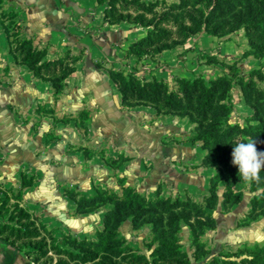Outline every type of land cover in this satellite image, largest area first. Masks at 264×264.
<instances>
[{
    "label": "crops",
    "instance_id": "1",
    "mask_svg": "<svg viewBox=\"0 0 264 264\" xmlns=\"http://www.w3.org/2000/svg\"><path fill=\"white\" fill-rule=\"evenodd\" d=\"M2 6V11L15 14L19 39L45 51L41 62L80 58L57 91L49 77L35 75L28 64L16 61L14 37H8L0 19V199L9 194L12 203L39 216L58 237L94 238L107 206L77 212L73 193L89 197L99 187L118 192L124 181L148 198L159 194L198 201L207 195L217 168L203 165L206 150L201 141L191 139L194 122L180 114L159 113L149 103L123 104L110 68L142 82L175 85L177 78H192L196 72L180 59L184 49L191 50L189 56L208 46L221 47L222 54H238L237 48L226 46L221 37L196 34L156 60L138 59L128 55V47L148 28L105 20L108 1L3 0ZM137 62L148 66L132 68ZM213 70L218 71L207 69ZM251 113L240 98L231 117L241 121ZM218 219L228 223L221 227L223 235L231 234L230 213ZM124 235L134 243L138 239L130 232ZM222 238L217 249L224 245ZM0 264L37 262L16 246L0 244Z\"/></svg>",
    "mask_w": 264,
    "mask_h": 264
},
{
    "label": "trees",
    "instance_id": "2",
    "mask_svg": "<svg viewBox=\"0 0 264 264\" xmlns=\"http://www.w3.org/2000/svg\"><path fill=\"white\" fill-rule=\"evenodd\" d=\"M106 1L108 7L105 9V20L110 23L127 21L148 28L145 36L130 43L128 47V55L138 59L155 57L164 50L183 45L196 34L221 37L241 29L245 32L250 51L264 54V0L234 3L230 0H181L162 10L156 9L157 1L98 0L100 4ZM120 1L132 7H122ZM2 4L3 0H0V19L8 37H14L15 44L11 46V52L16 61L28 64L35 75L49 77L54 88L61 91L65 85L64 79L74 71L80 57L69 55L41 62L45 51L36 49L31 40L19 39L20 26L15 14L2 11ZM110 74L122 94L123 104L132 106L149 103L159 113L180 114L196 123V134L191 139L201 141L206 150L203 165L218 167L217 174L211 180L212 193L206 198L208 206H213L217 200L213 185L222 179L227 184L223 194L224 203L228 206L240 200V192L233 193L230 188L231 183L239 179L238 166L232 163V156L230 161L220 162L217 154L221 153L220 144L234 132L242 136V142L255 140L257 151H264V139L252 125H231L228 122L234 111L232 90L236 85L242 89L244 102L253 108V116L264 120V89L258 87L259 82H264V71L253 69L248 76L239 73L223 74L211 79L209 83L197 76L180 77L177 87H171L165 81L142 82L131 73L125 74L115 69H111ZM232 151L233 148L226 151V154L230 155ZM72 195L77 202L76 211L80 213L112 203V207L105 213L103 228L98 231L97 239H81L64 233L61 244L54 229H49L39 216L19 203H12V197L6 193L0 199V244L18 247L33 257L37 264H194L188 252L179 245L176 232L169 231L166 234V223L159 215L162 212L158 209L155 212V208L158 205L168 211L174 205L188 208L196 210V216L202 214V217H196V222L202 226L208 224L213 227L217 223L211 213L191 199L173 201L157 197L148 200L134 187H125L122 194L98 188L93 196L78 197V193ZM258 202H264V193L253 198V203ZM148 210L154 212L149 214ZM156 215L159 219L154 218ZM128 218H131L134 228L143 221L151 222L158 245H150L149 252L142 253L127 244L125 237L120 235L119 227ZM185 220L189 221L190 215H185ZM189 224L195 247L193 256L200 260L210 251L204 243H199L196 226L193 225L195 223ZM172 238L175 240L170 243ZM198 264H264V260L261 262L255 257H232L223 253L222 258L213 254Z\"/></svg>",
    "mask_w": 264,
    "mask_h": 264
},
{
    "label": "rangeland",
    "instance_id": "3",
    "mask_svg": "<svg viewBox=\"0 0 264 264\" xmlns=\"http://www.w3.org/2000/svg\"><path fill=\"white\" fill-rule=\"evenodd\" d=\"M142 2L151 3L154 1L158 2V5L156 6L157 10H162L165 8H168L172 4L180 3L181 0H140ZM232 3L242 1V0H230ZM119 5L122 7H128L131 8L132 6L124 1H120ZM203 36V35H202ZM207 36V35H204ZM218 37V36H217ZM222 41L226 42L225 45H232L234 48H237L238 54L236 52H229L222 54L221 47L219 48H213L211 46H208V48H204L203 50H195L192 51V53L188 56L186 55L191 50L184 49L180 54V59L183 61H189V64H185L186 69H194L196 72L194 73V77H201L203 80L209 81L211 79H215L220 75L223 74H232V73H239L240 75H246L250 73L253 69H261L264 71V54L255 53L250 51V47L248 45V40L245 36V32L243 29L238 30L236 32L223 35L221 36ZM220 44V42H219ZM212 45V44H210ZM179 47V46H178ZM210 47V48H209ZM177 48V47H176ZM233 53V54H232ZM186 56V58L184 57ZM160 56L159 54L155 57H143L141 59H152L156 60ZM143 65H147L144 63H139L132 65L131 67L134 69H139V67H142ZM131 67H128L130 69ZM110 69H120V68H113ZM207 69H218L217 72H208ZM180 78V77H179ZM166 82V81H165ZM168 83V82H167ZM169 84V83H168ZM171 87H177L178 86V78L176 80L175 85H170ZM258 87L264 89V82H259ZM233 101L234 103L240 98L244 101L242 89L239 85H236L233 90ZM246 104V103H245ZM248 105V104H246ZM252 109V113L245 115V118L241 121L239 119L241 118H233L230 115L229 123L231 125L235 124H241L243 126L245 125H252L254 130L261 133L262 138L264 139V120L258 119L253 116V108L248 105ZM194 125L196 126V123L194 122ZM194 126V130H195ZM196 134V132H195ZM194 134V135H195ZM209 136V134H208ZM242 142V136L238 135L236 132L230 133V135L227 136V140L220 144V152L218 153V160L220 162L222 160H228L231 159V154L227 155L226 151H228L231 148H234L236 143ZM213 166V165H211ZM216 167V166H214ZM215 174L218 172V167ZM214 174V175H215ZM214 175L211 177H214ZM211 180H210V186L208 189V193L202 200H193L189 196H160L158 194L157 197L161 198H170L173 201L177 199L181 200H187L191 199L197 203H200L202 207L206 209L209 213H211L217 220L218 217L224 212V213H230L231 215V225H233L232 233L227 234L224 236L221 230V227L223 225H228L227 221L225 223H221L219 220L216 221L215 226H210L208 224L202 226L197 221V216L202 217V214L195 215L197 212L196 210H190L188 208H179L178 206H172L170 207L169 211L164 210L161 206H157L158 208H155V212L161 210V215L163 217V221L165 224V232L166 234L169 233V231L176 232L177 241L180 243L182 249L187 251L191 260L194 264H198L204 260H208L211 255H216L220 258H222V254H228L232 257H255L256 259L260 260L261 262L264 260V202H258L253 203V198L258 197L264 193V168L261 169L259 176L257 179H254L250 182L243 181L242 179H238L231 183L230 188L231 191L234 192H240V200L237 202H234L232 204H229L228 206L224 203V191L227 187L226 181L224 179L217 182L215 185H213V189L216 191L218 198L213 204V206H208V202L206 201V198L211 195ZM121 191L119 190L116 192L114 188L110 187H99L103 188L109 191H113L116 194H122L123 189L125 187H134L129 184H125L124 181ZM137 191H139L136 187H134ZM98 190V189H97ZM213 190V191H214ZM140 192V191H139ZM144 197H146L148 200H154L155 198H148L147 195L145 196L142 192H140ZM107 206L105 213L107 210H109L112 207V203H107L105 205H102L95 210H100L103 207ZM147 207V206H146ZM94 211V210H93ZM149 214H152L153 210H148ZM173 213L176 215L174 216ZM185 215H190V220H185ZM159 216H155V219H159ZM176 217V219L174 218ZM159 221V220H158ZM104 223V218H103ZM189 223H195L193 225L196 226L197 230V237L199 243H204L206 245V249L210 251L209 254L203 255L200 260H196L193 256V252L195 251V247L192 242V229H190ZM167 224L169 227H167ZM152 223L148 221H143L142 223H138L137 228H134L131 222V218L125 219L121 226L119 227L120 235L124 236L127 240V244L131 245L132 247L138 248L140 252L142 253H148L150 245L152 247H155L158 245V241L156 239V235L153 232ZM157 225H160V223H157ZM220 231L215 232L218 228ZM103 228V227H102ZM101 228V229H102ZM100 229V230H101ZM55 230V229H54ZM124 232H130L134 236H138L137 240L135 241L138 243V246H135L136 243H133L128 241L127 237L124 235ZM44 233V232H43ZM98 233V231H97ZM97 233L94 238H88V239H97ZM56 234V231H55ZM63 235V234H62ZM62 235L58 237L59 242L63 244ZM49 239V236H47ZM222 238L224 245H220L219 249H217V239ZM80 238V237H78ZM84 239V238H81ZM175 240V238H174ZM173 238L171 239L170 243H172ZM50 241V240H49ZM51 242V241H50ZM140 248H147V250L144 252ZM259 263V261H258Z\"/></svg>",
    "mask_w": 264,
    "mask_h": 264
},
{
    "label": "clouds",
    "instance_id": "4",
    "mask_svg": "<svg viewBox=\"0 0 264 264\" xmlns=\"http://www.w3.org/2000/svg\"><path fill=\"white\" fill-rule=\"evenodd\" d=\"M231 155L240 179L250 182L258 178L264 168V151H257L255 140L236 143Z\"/></svg>",
    "mask_w": 264,
    "mask_h": 264
}]
</instances>
